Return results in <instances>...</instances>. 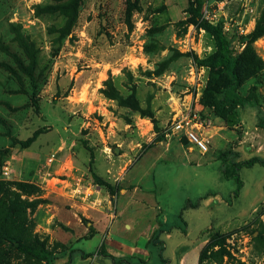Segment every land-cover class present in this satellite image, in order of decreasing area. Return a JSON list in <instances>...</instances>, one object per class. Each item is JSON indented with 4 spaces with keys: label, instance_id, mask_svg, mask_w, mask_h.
<instances>
[{
    "label": "rangeland",
    "instance_id": "374dc122",
    "mask_svg": "<svg viewBox=\"0 0 264 264\" xmlns=\"http://www.w3.org/2000/svg\"><path fill=\"white\" fill-rule=\"evenodd\" d=\"M201 1L0 0V264H179L184 247L191 264L210 228L194 264H264V167L240 169L238 197L220 172L264 158V0ZM201 21L255 73L237 93L257 107L222 102Z\"/></svg>",
    "mask_w": 264,
    "mask_h": 264
},
{
    "label": "trees",
    "instance_id": "16d2710c",
    "mask_svg": "<svg viewBox=\"0 0 264 264\" xmlns=\"http://www.w3.org/2000/svg\"><path fill=\"white\" fill-rule=\"evenodd\" d=\"M196 4L195 12L196 14H200L201 8H202V1L201 0H193ZM203 29H205L207 32L211 33L218 42V53L216 54L215 58L212 60H202L199 61L200 66H206L210 67L211 70H214L216 74H220L219 82L217 84L218 86V93L222 97V102L225 105H228L230 107H257L259 102L257 100H253L249 97H244L237 93L242 84L250 77L255 75V73L248 74V64L242 58L241 56H234L232 55L231 51V45L225 34L222 32L221 28L217 26H213L209 22L201 21L200 24ZM264 32L255 30L251 34V41H255L257 38H259ZM217 94V93H216ZM258 126L262 129H264V117H259ZM255 165H259L261 167H264V158L260 157H252L246 161L241 162H232L230 160L227 161L228 168L226 169H220V172L224 179H234L237 188L233 192L234 197H238L239 191L242 186V181L239 177V171L242 168H251ZM162 231L161 229L158 230V233ZM204 238L201 242L210 240L214 237L218 238L222 235L219 234V231L210 228L205 231ZM0 238H2V235L0 234ZM27 253L38 256L39 258L46 257V252L44 250H41L39 248H33L28 247L24 248ZM188 251L187 247L182 248L180 251L177 252V258L180 261L182 256ZM98 254L104 255L105 254V247L104 245H101L100 249L98 250ZM201 256V255H200Z\"/></svg>",
    "mask_w": 264,
    "mask_h": 264
},
{
    "label": "built area",
    "instance_id": "2783aa9c",
    "mask_svg": "<svg viewBox=\"0 0 264 264\" xmlns=\"http://www.w3.org/2000/svg\"><path fill=\"white\" fill-rule=\"evenodd\" d=\"M201 127L202 123L198 120L196 115L189 114L177 122V128L184 131L188 142L197 146L202 153H205L207 151L206 143L201 138V135L196 132V130H199ZM51 160L49 159V162Z\"/></svg>",
    "mask_w": 264,
    "mask_h": 264
},
{
    "label": "crops",
    "instance_id": "0c3cea01",
    "mask_svg": "<svg viewBox=\"0 0 264 264\" xmlns=\"http://www.w3.org/2000/svg\"><path fill=\"white\" fill-rule=\"evenodd\" d=\"M226 230H227V229H226ZM203 242H204V241H203ZM201 244H202V242L199 243V244H197V246L193 249V252L196 253V256H195V258H194V261L191 262V264H194L195 261L198 259V256H199V253H200V251H201V247H202ZM187 254H188V253H187ZM187 257H188V255H186V253H185V255H183L182 258L180 259L179 264L182 263V259L185 258V259L187 260Z\"/></svg>",
    "mask_w": 264,
    "mask_h": 264
}]
</instances>
